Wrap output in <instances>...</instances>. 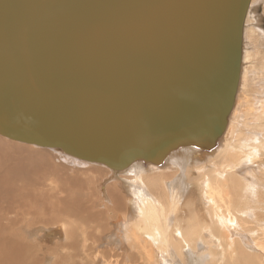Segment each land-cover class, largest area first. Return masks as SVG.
<instances>
[{
  "label": "water",
  "instance_id": "obj_1",
  "mask_svg": "<svg viewBox=\"0 0 264 264\" xmlns=\"http://www.w3.org/2000/svg\"><path fill=\"white\" fill-rule=\"evenodd\" d=\"M249 1L0 0V135L112 172L204 135L191 115L231 108Z\"/></svg>",
  "mask_w": 264,
  "mask_h": 264
},
{
  "label": "bare ground",
  "instance_id": "obj_2",
  "mask_svg": "<svg viewBox=\"0 0 264 264\" xmlns=\"http://www.w3.org/2000/svg\"><path fill=\"white\" fill-rule=\"evenodd\" d=\"M262 1L248 4L239 79L224 121L217 114L203 122L205 105L191 115L201 127L208 123L204 135L160 147L154 161L119 172L104 166L113 210L94 212L98 198L77 178L52 188L43 182L42 198V147L0 135V264H264V90L258 104L246 97ZM252 117L259 123L246 124ZM100 197L108 199L104 191Z\"/></svg>",
  "mask_w": 264,
  "mask_h": 264
},
{
  "label": "rangeland",
  "instance_id": "obj_3",
  "mask_svg": "<svg viewBox=\"0 0 264 264\" xmlns=\"http://www.w3.org/2000/svg\"><path fill=\"white\" fill-rule=\"evenodd\" d=\"M262 3H264V0L262 1ZM254 12L260 18L259 22H260L261 27L259 29H260V31L262 29V31L264 33V4H259V6H257L255 8ZM261 32H259L258 40L253 41V43L249 46V47H251L250 50L254 51L255 56H254L253 63H252L253 69L251 71V72H253V74H252V78H250V81L248 82V89L249 90L247 89L248 92H246L247 99H249V95H250L251 101H253V102L255 101L257 104H258L257 101H259V102L263 101L262 98L258 96V92H259L258 90H264V75H262V74H264V69H262V67L264 65V63L262 62V57L264 56V34H261ZM256 46H257V49H256ZM253 77L255 79L259 78L260 80L256 81ZM254 81L256 83H254ZM260 85H261V87H260ZM242 96H243V93L241 94V97ZM254 99H257V101ZM263 109H264V105H263ZM247 123L255 124V123H259V121L257 119H255V117H252L251 121H250V119H248L246 124ZM7 141H9V139ZM30 147H32V146H30ZM33 148H36V147H33ZM37 149H39V148H37ZM2 160L3 159L0 156V161H2ZM80 162L81 161H73V159L71 160V159L65 157L64 155L60 154L59 152L54 151V150L42 148V168H43L42 169L43 170V174H42V198L45 197L46 194L48 193V190L45 188L46 187L45 185L49 184L50 188H52V187H54V185H56V183L57 184L60 183L61 185H63V182L64 183L69 182L72 184V182H74L75 179L77 178L76 180L78 181L79 184H81V182H83L86 184L87 187H89L87 194L90 195L92 200H94L97 196L98 202L94 203V205L96 206L93 210L94 212L103 211L104 208H106L108 210L109 209L113 210L114 207H113V205L110 204L111 201L109 200V196H111V195L115 196V195H113L114 192H113V189H111V187H112V186H110L111 184L109 185L107 183H104V179L106 178L105 173H106L107 168L104 166H101V165H97V164H89V163L88 164H81ZM51 167H55V171H54L55 174H53L50 171ZM97 167H98V169H97ZM99 169H101L102 171ZM94 171H98V174H97V172H94ZM44 172H46V173L44 174ZM204 176H206V175H204ZM72 178L74 179V181L70 180ZM43 182L45 183V185H43ZM85 184H84V187H85ZM72 188H74V187H69V189H72ZM82 191H83V189L78 190V192H80V196H81ZM103 191L106 193V196L108 197V199H106V200H104V198L100 197V194ZM55 192L56 191L54 190L53 193H55ZM81 198L83 199L84 202L87 200L84 195H82ZM86 205H88V203ZM54 221H56V220H52L51 222H54ZM249 240H252L251 237L249 238ZM231 241H233V238L231 239ZM43 244H46L45 246H49L47 243H43ZM50 246H54V244L53 245L51 244ZM249 247H250V245H249ZM199 257H201V256H199Z\"/></svg>",
  "mask_w": 264,
  "mask_h": 264
}]
</instances>
